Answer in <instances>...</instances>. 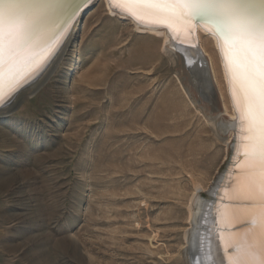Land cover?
I'll return each instance as SVG.
<instances>
[{
	"label": "rangeland",
	"instance_id": "374dc122",
	"mask_svg": "<svg viewBox=\"0 0 264 264\" xmlns=\"http://www.w3.org/2000/svg\"><path fill=\"white\" fill-rule=\"evenodd\" d=\"M84 16L0 118V264H190L191 209L234 142L217 53L201 34L206 81L182 43L171 55L103 0Z\"/></svg>",
	"mask_w": 264,
	"mask_h": 264
},
{
	"label": "bare ground",
	"instance_id": "6f19581e",
	"mask_svg": "<svg viewBox=\"0 0 264 264\" xmlns=\"http://www.w3.org/2000/svg\"><path fill=\"white\" fill-rule=\"evenodd\" d=\"M99 1L84 7L59 40L48 47L45 44L51 29V4L40 0L0 3V32L3 33L0 118L11 111L15 100L37 90L71 46L84 15ZM103 1L110 14L131 19L136 30L161 36L165 50L171 55L176 45L182 43L206 81L210 73L215 79L214 60L202 46L200 35H206L211 41L233 111L231 120L220 130L233 135L234 142L225 171L208 187V198L195 199L191 209L194 214L200 202L195 231L198 243L191 261L199 264L196 259L199 255L205 264H264V116L258 108L259 86L246 94L241 84L242 72L238 71L241 54L249 43L254 52L260 50L264 16L238 0H167L116 8L110 0ZM120 8H128L129 13ZM192 11L208 13L212 21L225 25L235 43L227 41L221 46L207 25L192 21ZM24 81L29 83L17 90Z\"/></svg>",
	"mask_w": 264,
	"mask_h": 264
},
{
	"label": "water",
	"instance_id": "95a60500",
	"mask_svg": "<svg viewBox=\"0 0 264 264\" xmlns=\"http://www.w3.org/2000/svg\"><path fill=\"white\" fill-rule=\"evenodd\" d=\"M40 1L47 2L52 5V11L50 13L51 29L49 31V39L45 44V47H48L50 44L59 40L62 33L67 29V27L70 25L72 20L76 18L77 14L84 7H87L91 3L93 5L94 3H96L97 0H88L87 3H84V0H40ZM238 1L246 5L251 11L259 12L264 16V0H238ZM190 14L193 22L207 25L211 29V31L218 37L221 46L223 45L222 43L227 41L229 43L232 42L235 43L234 39L227 32L228 30V29L226 30L227 27L223 24H218L216 21H212L211 17L207 16L208 13L192 11L190 12ZM20 77L21 76H19L17 80ZM231 156H232V147L230 148V153L227 156L229 158V161ZM226 162H228V160L225 161V164L222 169L226 167L225 166ZM207 198H208V193H207ZM192 257L194 258V256L193 255L190 256V263L193 264V262L191 261ZM196 257L195 258L198 260V263L203 264L202 260H200L199 258V255H197Z\"/></svg>",
	"mask_w": 264,
	"mask_h": 264
},
{
	"label": "snow or ice",
	"instance_id": "6c2138e0",
	"mask_svg": "<svg viewBox=\"0 0 264 264\" xmlns=\"http://www.w3.org/2000/svg\"><path fill=\"white\" fill-rule=\"evenodd\" d=\"M4 0H0L3 3ZM88 0H84L87 3ZM167 0H110V3L114 8L119 5H137L145 3H163ZM120 11L125 14L129 13L128 8H120ZM3 33L0 32V66L3 63ZM238 71L242 72V87L247 94L250 91L255 90L256 86H259V111L264 116V40H261L260 50L258 53L252 50V45L249 43L248 47L241 54ZM3 69L0 67V80H2Z\"/></svg>",
	"mask_w": 264,
	"mask_h": 264
}]
</instances>
